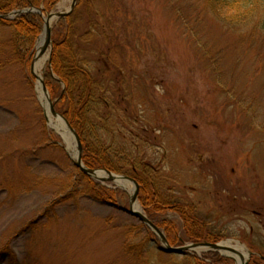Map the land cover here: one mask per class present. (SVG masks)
I'll use <instances>...</instances> for the list:
<instances>
[{"label": "rangeland", "instance_id": "obj_1", "mask_svg": "<svg viewBox=\"0 0 264 264\" xmlns=\"http://www.w3.org/2000/svg\"><path fill=\"white\" fill-rule=\"evenodd\" d=\"M73 1L50 13L69 12ZM71 16L63 32L71 31L87 69L112 89L102 109L108 127L93 143L149 163L157 188L194 205L222 233L217 243L264 264L263 38L221 23L204 0H86ZM12 36L0 28V264H12L11 254L18 264H178L137 219L90 194L67 142L46 120L31 72L36 46L21 62ZM49 59L50 50L42 79ZM101 184L129 208L127 189ZM168 220L181 228L172 212L154 222ZM137 245L143 253L130 255L127 246Z\"/></svg>", "mask_w": 264, "mask_h": 264}, {"label": "trees", "instance_id": "obj_2", "mask_svg": "<svg viewBox=\"0 0 264 264\" xmlns=\"http://www.w3.org/2000/svg\"><path fill=\"white\" fill-rule=\"evenodd\" d=\"M62 1L0 0V16H8L15 11L29 8L43 9L44 13L48 14ZM85 2L86 0H77V9ZM204 3L206 10L221 23L234 28H249L254 39L260 36L264 40V0H204ZM72 22L71 15L63 17L58 22V28L53 31L52 65L46 70L44 79L52 99L56 101V111L68 120L80 136L84 149V164L90 169H105L135 179L140 185L139 200L150 220L154 221L156 217L168 212L178 215L182 222L181 228L170 220L156 223L165 231L172 246L185 242L217 243L224 237L222 233H216L212 226L198 215L194 205L185 204L157 188L152 177V171L155 169L149 163L134 157L132 151L104 147L100 139H97L98 143H93V136L96 137L99 130L108 127V118H104L106 115L102 109L108 108L110 102L106 98V93L112 89L108 90V83L103 79H97L87 69L71 31L63 32V28ZM0 28H10L13 31L12 49L21 62L29 63L43 32L42 17L36 13H28L10 21L0 18ZM94 118L99 122L95 123ZM85 178L88 190L96 200L117 204V191L91 178ZM149 235L156 240L152 232L149 231ZM143 249V245L134 248L127 246V252L137 257L143 253ZM161 255L178 264H232V260L224 259L214 252L201 259L194 255L175 256L163 253ZM11 263L18 264L13 254Z\"/></svg>", "mask_w": 264, "mask_h": 264}, {"label": "water", "instance_id": "obj_3", "mask_svg": "<svg viewBox=\"0 0 264 264\" xmlns=\"http://www.w3.org/2000/svg\"><path fill=\"white\" fill-rule=\"evenodd\" d=\"M76 4H77V0H74L73 5L71 7V10L69 12H66V13H51V14H48L47 16H45L41 9H39V10L25 9V10L14 12L9 17H2L4 19H10V18L15 17V16H20V15L31 13V12H36L44 20V31H43L42 36L38 40V44L41 43V41H42V45H41L40 50L37 51V53L33 59V63L31 66V72L38 79V81L41 83L42 92L47 97V101H48V105H49V108L46 111L47 122H49L48 112L54 118L60 117L61 119H63L66 126L69 129V132H70L74 142L76 143L77 157L75 159L71 158L74 166L76 168H78L84 175H86L90 178H93L97 181H100V182H113V183L123 182V183L133 184L135 189H134L133 194L130 197L128 209L118 207L112 203H106V204L110 207H115L118 210L125 212L126 214L137 219L140 223L144 224L146 227H148L150 230H152L156 234V236L159 238L160 242L162 243L161 247L159 248V250L161 252L168 254V255H186L190 252H195L198 249L207 248L210 251H215V252H219V253L226 252L227 254H225V256L230 257L232 260H234L236 262V259L234 258L233 255L237 254L238 251L234 248L226 247L222 244L197 243V244H189V245L182 246V247H172L169 244L164 233L150 219H148V217L143 212L134 209L135 205L138 203V197H139V193H140V186L135 180H133L132 178L126 177V176L116 175L114 173H111V172L105 171V170L89 169L84 165L83 159H82L83 146H82V142H81V139H80L78 133L70 125V123L67 121V119L64 118L61 114H59L56 111L55 103L51 99L50 93L46 87L44 79L38 77L34 71L35 61L37 59H40L41 57H43L49 50H50L49 65L51 66V64H52V61H51L52 34H53V28L51 26V22L58 20L62 17L70 15L73 12ZM99 172L104 173L106 175V177H98L97 173H99ZM251 257H252V253L249 254V260ZM263 260H264V257H263ZM242 262H243L242 264H248V261H246L244 259L242 260Z\"/></svg>", "mask_w": 264, "mask_h": 264}, {"label": "bare ground", "instance_id": "obj_4", "mask_svg": "<svg viewBox=\"0 0 264 264\" xmlns=\"http://www.w3.org/2000/svg\"><path fill=\"white\" fill-rule=\"evenodd\" d=\"M54 24V21L51 22V26ZM42 45V41L41 43H39L38 45V50H40ZM49 57V51L40 59H37L34 63V71L36 73V75L38 77H42L41 75V71H43L46 67V63ZM39 94H40V99L42 101V103L44 104V106L48 109V101H47V97L46 95L41 92L42 88H41V83L39 82ZM49 117V124H50V128H52L53 130H55L56 132H58L60 135H62V137L64 138V140L67 142L68 144V152L70 153L71 157L73 159H75L77 157V151L74 145V141L73 138L69 132L68 127L66 126L65 122L63 119L59 118H54L52 117L50 114H48ZM98 177H105V174L102 172L97 173ZM119 187L125 188L127 189L131 194L134 191L133 186L130 183H123V182H117ZM135 210H139L138 205H135L134 207ZM225 246H228L227 243H224ZM236 250L238 251L237 254H234V257L236 259L237 264H242V260H246L248 257V254L246 253L244 248H240V247H236ZM226 253V252H224ZM243 258V259H242Z\"/></svg>", "mask_w": 264, "mask_h": 264}]
</instances>
